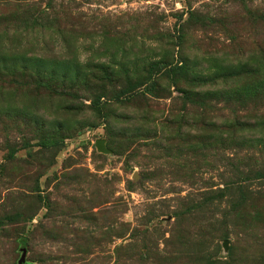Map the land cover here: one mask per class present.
<instances>
[{"label": "rangeland", "instance_id": "1", "mask_svg": "<svg viewBox=\"0 0 264 264\" xmlns=\"http://www.w3.org/2000/svg\"><path fill=\"white\" fill-rule=\"evenodd\" d=\"M22 248L264 264V0H0V264Z\"/></svg>", "mask_w": 264, "mask_h": 264}, {"label": "water", "instance_id": "2", "mask_svg": "<svg viewBox=\"0 0 264 264\" xmlns=\"http://www.w3.org/2000/svg\"><path fill=\"white\" fill-rule=\"evenodd\" d=\"M96 147L99 151H103V142L102 141L97 142ZM224 246H226V244ZM20 252H21V256H20V259L17 262V264H24L25 256H26V250L24 248H22V249H20Z\"/></svg>", "mask_w": 264, "mask_h": 264}, {"label": "trees", "instance_id": "3", "mask_svg": "<svg viewBox=\"0 0 264 264\" xmlns=\"http://www.w3.org/2000/svg\"><path fill=\"white\" fill-rule=\"evenodd\" d=\"M160 69H161V66L156 67V70H157V71H160ZM61 144H62V143L57 142V143H54L53 145H61ZM37 146H40V147H46V145H45L44 143H41V144H39V145H37ZM16 152H17V151H11V152L7 155V159H11V158L15 155Z\"/></svg>", "mask_w": 264, "mask_h": 264}]
</instances>
